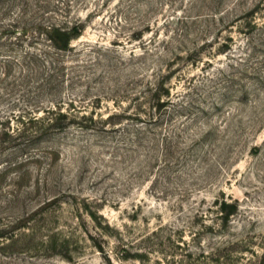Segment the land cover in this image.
I'll list each match as a JSON object with an SVG mask.
<instances>
[{"label":"rangeland","instance_id":"374dc122","mask_svg":"<svg viewBox=\"0 0 264 264\" xmlns=\"http://www.w3.org/2000/svg\"><path fill=\"white\" fill-rule=\"evenodd\" d=\"M0 264H264V0H0Z\"/></svg>","mask_w":264,"mask_h":264},{"label":"trees","instance_id":"16d2710c","mask_svg":"<svg viewBox=\"0 0 264 264\" xmlns=\"http://www.w3.org/2000/svg\"><path fill=\"white\" fill-rule=\"evenodd\" d=\"M80 30L81 28L79 27H75L71 31L62 29L60 27H52L49 31L52 33L51 37H49L52 47L58 51H67L73 38V33L71 32H76L77 34H79Z\"/></svg>","mask_w":264,"mask_h":264}]
</instances>
